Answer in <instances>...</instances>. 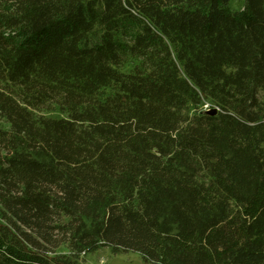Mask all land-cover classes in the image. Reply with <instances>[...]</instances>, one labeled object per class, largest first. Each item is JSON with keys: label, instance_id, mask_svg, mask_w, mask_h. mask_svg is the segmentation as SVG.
<instances>
[{"label": "trees", "instance_id": "16d2710c", "mask_svg": "<svg viewBox=\"0 0 264 264\" xmlns=\"http://www.w3.org/2000/svg\"><path fill=\"white\" fill-rule=\"evenodd\" d=\"M229 2L0 0V264H264V0Z\"/></svg>", "mask_w": 264, "mask_h": 264}, {"label": "rangeland", "instance_id": "374dc122", "mask_svg": "<svg viewBox=\"0 0 264 264\" xmlns=\"http://www.w3.org/2000/svg\"><path fill=\"white\" fill-rule=\"evenodd\" d=\"M245 0H230L229 6L233 11L241 10ZM206 108L205 105H203ZM84 264H148L142 255L135 250L112 253L108 248H102L86 254Z\"/></svg>", "mask_w": 264, "mask_h": 264}, {"label": "built area", "instance_id": "2783aa9c", "mask_svg": "<svg viewBox=\"0 0 264 264\" xmlns=\"http://www.w3.org/2000/svg\"><path fill=\"white\" fill-rule=\"evenodd\" d=\"M204 105L206 106V108H205V109L209 108V106H210V104H209V103H205Z\"/></svg>", "mask_w": 264, "mask_h": 264}]
</instances>
